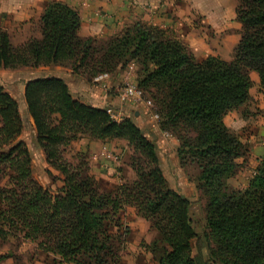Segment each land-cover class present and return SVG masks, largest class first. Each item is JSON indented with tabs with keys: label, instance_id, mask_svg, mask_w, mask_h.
Returning a JSON list of instances; mask_svg holds the SVG:
<instances>
[{
	"label": "trees",
	"instance_id": "1",
	"mask_svg": "<svg viewBox=\"0 0 264 264\" xmlns=\"http://www.w3.org/2000/svg\"><path fill=\"white\" fill-rule=\"evenodd\" d=\"M236 21L242 30L233 59L198 62L172 32L140 22L107 40L84 38L79 12L53 1L42 14L38 37L15 47L0 28V70L60 65L95 80L138 64L136 85L158 107L160 130L179 141L181 167L199 170L195 181L207 200L203 237L211 244L209 264H264V157L247 189L230 188L249 149L224 122L249 101L252 73L264 96V0H239ZM24 99L35 146L63 180L52 192L33 177L31 153L19 140L25 124L18 102L0 84V172L8 177L0 189L1 241L33 243L59 264H121L130 233L121 216L133 208L157 233L145 247L155 262L208 264L193 255L198 232L192 202L170 188L157 146L132 118L118 122L107 110L74 99L58 77L28 82ZM83 136L126 141L134 150L130 167L136 180L105 191L85 163L66 161V149Z\"/></svg>",
	"mask_w": 264,
	"mask_h": 264
},
{
	"label": "rangeland",
	"instance_id": "2",
	"mask_svg": "<svg viewBox=\"0 0 264 264\" xmlns=\"http://www.w3.org/2000/svg\"><path fill=\"white\" fill-rule=\"evenodd\" d=\"M42 5V3H36V8H34L32 13L34 18H37L38 8L42 7ZM21 11H23L24 14L26 13L23 6L17 5V3L12 5L11 0H0V28L9 33L11 42L15 47L24 44L32 37L39 36L38 25H36L34 18L30 21H21L17 18ZM50 70L53 69L26 67L16 70H0V84L5 90L14 92L15 99L21 105L19 109L25 128L19 140L26 143L31 153L33 177L44 188L56 192L62 186V176L58 171L50 167L46 161L45 155L40 152L41 149L35 146V134L28 121L29 116L27 111L25 107L22 106L20 94V89L26 82L38 77L47 78V74ZM122 71L127 73V78L124 82L119 84L120 92L126 83L136 84L138 82L141 67L134 62H130L123 70L118 69L113 74L116 76ZM81 76L87 83L93 84V80H90L86 76ZM251 79L253 86L249 101L241 106L242 108L229 113L227 118V124L231 132L246 144L249 149L248 155L244 159L238 161L242 164V170L235 178L229 181V187L238 191H244L248 188L249 181L254 176L264 157V96L260 88L257 74L252 73ZM116 89L117 88H114L112 90L114 93L113 98L117 101L115 102L117 104L111 106L113 107L111 110L113 111L114 120L121 122L126 119L127 116V118H132L137 124L138 117H134V111H143L145 109V122H142V124H145L143 129H148L147 124L152 126L156 125V123L160 129V119L154 118V114L157 113L158 107H147L145 105L133 106L130 103H122L119 100L120 92L117 93ZM152 92H154L153 89ZM148 95L151 96L149 93ZM80 139H82V137ZM80 139L66 149L64 158L73 165L85 163L90 173L100 183L103 190L110 192L115 191V189L123 183H132L136 180V174L130 167L134 150L128 146L126 141L114 140L109 144L110 148H108V151H104L101 141H98V146H94L92 149H81L79 143ZM103 152L104 154L106 153L105 155L107 158L102 157L104 156ZM172 154L173 156L175 155L174 151ZM100 158L110 162L106 163L107 166L102 170V174L105 175L101 180L97 179V175L99 176V172L97 171H99L102 166L99 163ZM178 166H176L173 158L166 160L164 167L166 179L171 189L192 202L191 216L196 231L198 232V238L192 242L193 255H201L202 259L209 264L208 254L211 244L203 237L206 232L205 207L207 200L197 188V183L195 181L199 175V170L197 167H186L179 170ZM7 181V175L0 172V189L4 188ZM121 219L123 227L130 228L127 249L121 253V264H158L153 260L152 255L145 248L146 245H149L157 237V233L150 227V223L138 216L133 208H128L124 214H122ZM0 257H7L4 261H0V264H59L58 258L38 251L35 245L30 242L18 244L15 241L3 242L0 240Z\"/></svg>",
	"mask_w": 264,
	"mask_h": 264
},
{
	"label": "crops",
	"instance_id": "3",
	"mask_svg": "<svg viewBox=\"0 0 264 264\" xmlns=\"http://www.w3.org/2000/svg\"><path fill=\"white\" fill-rule=\"evenodd\" d=\"M12 5H21L26 13L21 11L18 19L21 21H30L36 3H42L38 8V16L34 18L36 25L39 26L40 19L49 2L61 1L75 8L81 17V35L84 38H95L98 40H107L118 36L127 26L140 22L142 24L157 27L172 32L175 38L180 40L194 56L196 61L203 62L209 57H219L224 61L230 62L234 56V50L239 42L242 25L236 21V8L239 0H11ZM37 26V27H38ZM43 68H52L47 74L48 77H58L65 80L70 93L74 99H77L89 106L112 109L115 102L112 90L117 88L119 93V84L127 78V73L122 71L116 76L108 75L104 80L93 84L87 83L81 75L73 74L69 66L51 65ZM40 78V77H38ZM38 78L29 80L33 81ZM20 89L22 106L27 111L24 99L26 84ZM14 98V92L6 90ZM19 107L21 106L18 102ZM245 105V104H244ZM121 108V107H118ZM242 108V107H240ZM239 108V109H240ZM238 110V109H237ZM236 110H234L235 112ZM125 112V111H124ZM233 112V111H232ZM126 113V112H125ZM231 113V112H230ZM28 114V112H27ZM145 109L134 111V117H138L137 125L143 130L148 140L153 142L158 148L160 167L166 178L165 162L167 159H174L179 170L183 168L180 165L177 150L179 141L171 134L162 132L157 123L156 125L147 124V130L143 129L145 124ZM29 116V114H28ZM224 122L227 124V118ZM127 118V116H126ZM32 131L36 132L34 122L29 116L28 119ZM146 128V127H144ZM22 135L20 136L21 139ZM123 141V140H115ZM102 142V141H101ZM113 141L102 142L104 151H108L109 144ZM74 143V142H73ZM72 143V144H73ZM81 149H92L98 146V140L84 136L80 139ZM35 144V143H34ZM173 151L175 155L173 156ZM42 154L44 152L40 150ZM163 152V153H162ZM104 154V152H103ZM106 154V153H105ZM102 157H106V155ZM98 158V157H95ZM107 158V157H106ZM102 165L99 169L97 179L104 177L103 169L106 163L105 159H99ZM179 162V163H178ZM98 170V168H97ZM112 170V169H111ZM105 171V170H104ZM167 180V179H166ZM168 181V180H167ZM169 184V183H168ZM249 185V184H248Z\"/></svg>",
	"mask_w": 264,
	"mask_h": 264
},
{
	"label": "built area",
	"instance_id": "4",
	"mask_svg": "<svg viewBox=\"0 0 264 264\" xmlns=\"http://www.w3.org/2000/svg\"><path fill=\"white\" fill-rule=\"evenodd\" d=\"M108 75H101L95 79V81L100 82L104 80ZM119 100L122 103H130L133 106L145 105L147 107H153L152 101L148 100L144 92L138 88L135 83H126L120 94ZM107 113L113 118V111L111 109L107 110ZM154 118L159 119L157 114H154Z\"/></svg>",
	"mask_w": 264,
	"mask_h": 264
}]
</instances>
